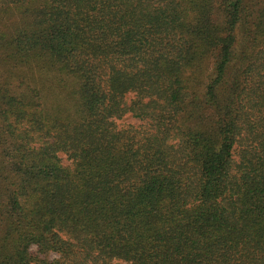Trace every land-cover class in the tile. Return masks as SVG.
<instances>
[{"label": "trees", "instance_id": "1", "mask_svg": "<svg viewBox=\"0 0 264 264\" xmlns=\"http://www.w3.org/2000/svg\"><path fill=\"white\" fill-rule=\"evenodd\" d=\"M0 264H264V0H0Z\"/></svg>", "mask_w": 264, "mask_h": 264}, {"label": "rangeland", "instance_id": "2", "mask_svg": "<svg viewBox=\"0 0 264 264\" xmlns=\"http://www.w3.org/2000/svg\"><path fill=\"white\" fill-rule=\"evenodd\" d=\"M122 122L125 124L138 125L140 124V119L133 117L131 115H127L122 119ZM61 155L65 163L69 164L71 162V160H69L65 154L62 153ZM33 250H36V246H33Z\"/></svg>", "mask_w": 264, "mask_h": 264}]
</instances>
